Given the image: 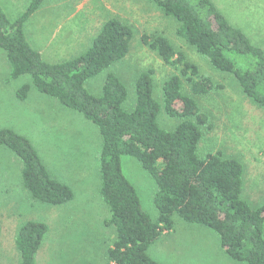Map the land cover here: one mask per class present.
Returning a JSON list of instances; mask_svg holds the SVG:
<instances>
[{
  "label": "trees",
  "instance_id": "1",
  "mask_svg": "<svg viewBox=\"0 0 264 264\" xmlns=\"http://www.w3.org/2000/svg\"><path fill=\"white\" fill-rule=\"evenodd\" d=\"M48 1L59 0H30L15 20H9L0 7V49L8 62L10 79H31V84L16 90L17 100L25 101L32 86L97 128L101 141L96 154L99 193L110 213L104 224L114 230V240L106 250L107 264H160L147 251L173 229L175 217L213 231L229 259L264 264V204L255 209L241 199L243 165L221 151L202 157L198 154L209 118L194 97L208 96L221 87L166 37L152 34L143 35L142 44L178 71L162 84L163 106L152 96L151 69L136 76L130 109L124 107L127 89L111 71L100 93L92 95L85 83L127 56L132 30L118 19H109L79 56L47 62L29 43L24 25ZM147 1L177 23L178 38L214 70L232 75L241 93L264 108V50L231 25L212 0ZM161 108L178 121L172 130L159 126ZM0 147L21 162V183L32 198L52 206L73 200L71 188L50 175L28 139L0 129ZM122 156L136 160L154 182L155 220L142 210L135 187L123 175ZM46 232V225L35 221L19 227L15 236L18 264H35Z\"/></svg>",
  "mask_w": 264,
  "mask_h": 264
},
{
  "label": "rangeland",
  "instance_id": "2",
  "mask_svg": "<svg viewBox=\"0 0 264 264\" xmlns=\"http://www.w3.org/2000/svg\"><path fill=\"white\" fill-rule=\"evenodd\" d=\"M29 2L0 0V7L9 20H15ZM212 2L231 25L240 28L254 46L264 50V0ZM113 18L132 30L129 52L110 69L87 81L86 91L98 95L106 74L111 71L126 87L128 96L124 107L130 109L134 103L136 76L151 69L154 72L152 96L163 106L162 84L178 71L165 65L141 42L143 35H163L202 74L221 87L208 96L194 97L201 112L209 118V126L203 128L199 156L221 151L226 157L238 160L243 165L241 199L252 208L261 207L264 204V108L241 93L232 75L214 70L205 58L178 38L177 23L164 16L154 4L147 0L48 1L29 18L24 31L31 46L42 52L44 60L58 63L79 56L89 48L100 27ZM23 84H31L30 77L10 79L8 62L0 49V129H10L28 139L50 175L69 186L74 198L60 206L32 198L21 183V162L8 149L0 147V225H7L11 220L17 222L16 232L27 221L46 225L47 232L35 264H107L106 250L114 240V230L104 224L110 213L99 193L96 154L101 141L97 128L81 114L68 110L32 86L25 101L17 100L16 90ZM183 84L187 92L184 81ZM177 122L161 108L158 116L161 128L172 130ZM120 163L123 175L137 191L142 210L155 220L154 182L133 158L122 156ZM173 222V229L162 234L147 251L154 261L245 264L229 259L210 229L187 224L176 217ZM14 240L1 237L0 264H5V250L16 251ZM11 252V264H16Z\"/></svg>",
  "mask_w": 264,
  "mask_h": 264
},
{
  "label": "crops",
  "instance_id": "3",
  "mask_svg": "<svg viewBox=\"0 0 264 264\" xmlns=\"http://www.w3.org/2000/svg\"><path fill=\"white\" fill-rule=\"evenodd\" d=\"M24 28H25V25H24ZM25 34H26V32H25ZM26 36H27V34H26ZM28 38V37H27ZM38 51V50H37ZM41 51L39 50V53H40ZM41 55H42V52L40 53ZM17 222H14V221H10V222H8L7 223V225L6 224H3L2 223V226L0 225V239H1V237L2 236H5V237H8V238H12L13 240H14V235H15V232H16V228H17ZM19 229V228H18ZM18 229H17V231H18ZM17 233V232H16ZM14 242V246H15V252L10 248L9 250H5V255H4V257H5V264H11V261H10V251H12L11 253L13 254V255H15V260L17 261V263L16 264H18L19 262H20V259H18L19 258V252L17 251V248H16V245H15V240L13 241ZM41 247V246H40ZM40 249V248H39ZM39 251V250H38ZM19 260V262H18V260Z\"/></svg>",
  "mask_w": 264,
  "mask_h": 264
}]
</instances>
